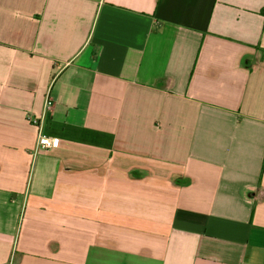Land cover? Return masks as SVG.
<instances>
[{
    "label": "crops",
    "instance_id": "obj_1",
    "mask_svg": "<svg viewBox=\"0 0 264 264\" xmlns=\"http://www.w3.org/2000/svg\"><path fill=\"white\" fill-rule=\"evenodd\" d=\"M10 263L264 264V0H0Z\"/></svg>",
    "mask_w": 264,
    "mask_h": 264
},
{
    "label": "built area",
    "instance_id": "obj_2",
    "mask_svg": "<svg viewBox=\"0 0 264 264\" xmlns=\"http://www.w3.org/2000/svg\"><path fill=\"white\" fill-rule=\"evenodd\" d=\"M53 106H54V101L50 96H48L46 98L45 106H44V117H48L52 115ZM32 122L35 125H40V120L37 118L32 120ZM57 145H58V139L56 138H48L44 135H39L38 137V142H37L38 149H53L56 148Z\"/></svg>",
    "mask_w": 264,
    "mask_h": 264
}]
</instances>
